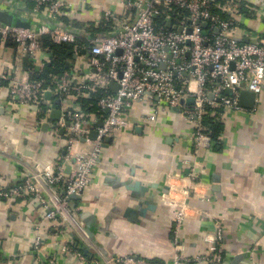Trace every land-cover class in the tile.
Listing matches in <instances>:
<instances>
[{"label": "crops", "instance_id": "obj_1", "mask_svg": "<svg viewBox=\"0 0 264 264\" xmlns=\"http://www.w3.org/2000/svg\"><path fill=\"white\" fill-rule=\"evenodd\" d=\"M65 1L73 7L69 19L81 21L85 28L109 20L105 12H113L114 31L107 35L116 34L128 21L130 9L124 0ZM1 3L4 7L22 4L15 0ZM23 4L35 12V6L28 5L32 3ZM242 7L254 16L241 15ZM219 8L234 18L232 35L237 40H256L264 45V0H222ZM54 22L65 27L59 19ZM83 51V56L74 55L71 61L70 72H76L80 79L89 61L88 52ZM38 59L35 65H45L44 49ZM25 60L31 59L13 41L0 42V72L9 78L39 81L24 68ZM190 85L197 84L192 81ZM10 90L11 82L4 81L0 90V187L18 185L29 170L56 168L69 157L71 161L64 162L67 170L74 157L92 152L94 144L84 138L69 149L64 129L57 126L67 105L65 101L55 103L60 96L51 93L52 98L45 97L39 105H24L11 100ZM67 101L85 111L75 96ZM155 104L135 102L127 109L130 127L105 139L91 182L80 200L71 202L76 221L91 231L90 240L83 242L71 225L66 236L56 235L51 224L43 221L44 207L33 198L7 201L0 197V264H35L31 246L38 224L47 236L43 260L91 264L100 251L107 257L134 255L173 264L177 253L174 232L181 206L171 204L164 194L169 187L181 191L186 186L190 188L186 198L190 218L180 233L183 253L190 258L204 256L210 247L206 238L215 232L219 220L225 234L222 247L226 264H264V90L257 95L253 108L224 109L221 141H212L198 153H194L193 125L183 113V108L194 102L187 99L176 107L179 110L163 105L157 119L151 121L147 118ZM54 110L61 111L58 120L51 117ZM92 119L86 120V127ZM193 169L196 181L190 176ZM171 195L184 201L181 193ZM69 240L81 242L90 263L60 251V245Z\"/></svg>", "mask_w": 264, "mask_h": 264}, {"label": "built area", "instance_id": "obj_2", "mask_svg": "<svg viewBox=\"0 0 264 264\" xmlns=\"http://www.w3.org/2000/svg\"><path fill=\"white\" fill-rule=\"evenodd\" d=\"M15 1L35 6L38 15L34 20L37 24L31 29L0 26L1 43L13 41L36 64L39 63L38 54L42 50V36L49 35L58 44L77 41V34L73 30L61 25L52 28L48 23V20L54 22L62 16L70 17L72 4L65 0ZM124 4L130 12L128 21L122 23L120 30L116 34L101 35L90 40V47L85 49L89 61L84 65L82 79L76 72L67 71L54 77L50 87L46 88L44 81L9 78L0 72V90L4 81L9 80L10 98L14 102L39 105L45 102L46 93L50 91L60 96L63 103H67L57 126L64 129L70 150L79 138L94 144L90 154L74 157L69 173L64 163L71 161L67 157L56 168L29 170L20 184L0 187V197L7 201L28 198L37 200L46 211L43 221L50 223V229L60 237L66 236L67 227L71 225L83 242L90 240L85 228L73 215L69 197L74 194L81 196L91 182L105 139L130 127L126 111L135 102L156 101L153 114L147 118L154 121L163 105L176 108L182 105V100L194 99V104L184 107L183 113L193 125L194 153H198L202 147L212 143L202 123L207 106L221 105L225 110H241L242 90L257 95L264 90V45L258 42H239L232 35L235 21L224 20L213 11L219 7V0H124ZM43 12L46 15H41ZM157 16L165 19L163 25L157 26ZM105 17L115 19L116 15L106 11ZM43 18H47V22ZM168 23L177 29L168 28ZM189 29L191 33H188ZM119 51L121 54H118ZM232 64L235 65L234 69ZM163 65H166L165 69ZM43 66L41 63L40 67ZM192 81L196 82L195 87L190 85ZM112 82L117 84V92L111 89ZM210 84L214 87L211 88ZM99 90L108 93L98 102L102 114L88 121L89 126L86 127V120L90 116L74 108L67 100L71 96L92 95ZM227 90H232V95H224ZM100 119L103 121L102 126L98 124ZM92 132H97L95 140L90 139ZM190 176L193 181L198 180L194 169ZM62 190L65 195L61 193ZM189 191L188 186L181 191L169 187L164 194L171 204L181 206L174 232L177 253L173 264H194L200 261L206 264H226L222 247L225 234L219 220L216 221L215 232L206 238L210 247L204 256L190 258L183 253L180 233L185 220L190 218L187 212L190 206L186 202ZM172 192L176 195L181 193L184 201L173 197ZM46 243L47 236L42 224H38L31 246L36 254L35 264H57L54 258H41ZM59 248L64 254H74L79 260L90 263L83 251L73 249L70 240L63 242ZM98 254L91 264H164L134 255L107 257L100 251Z\"/></svg>", "mask_w": 264, "mask_h": 264}, {"label": "trees", "instance_id": "obj_3", "mask_svg": "<svg viewBox=\"0 0 264 264\" xmlns=\"http://www.w3.org/2000/svg\"><path fill=\"white\" fill-rule=\"evenodd\" d=\"M222 0H219V2ZM30 7H34L33 4H28ZM214 13L219 14V16L224 20H234L227 12L221 10L219 7H216ZM247 13V14H246ZM241 15L254 16L245 10L243 7L240 10ZM65 24L66 29L73 30L77 34V41L75 43H55L50 38L49 35H44L41 37L42 49L47 52V59L43 67H39L30 60H25L24 68L27 71L32 72V76L35 80H42L45 82L44 86L50 87V83L54 77H59L67 71H71V61L74 59V55L78 57L83 56L82 50H87L90 47V39L93 37H98L101 35H107L110 32L114 31V23L112 19L104 20L98 26L91 25L88 28H85L81 24V21L75 19H69L67 16H62L59 18ZM164 18L162 16H157L155 18V23L157 26L163 25ZM50 25H57V23L51 22L48 20ZM175 23V21H174ZM11 40L5 42L8 43ZM14 43V42H13ZM15 46H17L14 43ZM210 87H214L210 84ZM107 92L99 90L92 95H87L83 97L75 96V100L81 104L85 112L90 116V119H94L97 116H100L102 112H99L98 102L102 97L107 96ZM224 95H228L227 92H224ZM43 107V106H42ZM44 109V107H43ZM224 107H206V113L203 116L202 123L205 127V132L208 133L211 137V140L214 143H219L221 141V135L224 130L223 124V115ZM81 242L76 240L73 244V249H83L80 247Z\"/></svg>", "mask_w": 264, "mask_h": 264}, {"label": "water", "instance_id": "obj_4", "mask_svg": "<svg viewBox=\"0 0 264 264\" xmlns=\"http://www.w3.org/2000/svg\"><path fill=\"white\" fill-rule=\"evenodd\" d=\"M11 3H8L5 7L2 5V3L0 4V26H8V27H17V28H22V29H31L33 27V25H36L37 23H35V16L36 12H34V10L30 9L27 7V5L25 6L24 4H20V6H15L13 5V7L11 8ZM14 8V9H13ZM28 15H27V14ZM52 28H54V24L51 25ZM204 26L206 27L207 25L204 24ZM40 27V26H38ZM168 28H173V29H177L176 26H173L171 23L167 24ZM180 31L182 30V28H178ZM188 33H191V29L188 30ZM239 42H242L241 40H238ZM245 42H253V43H257L256 40H246ZM188 44H190V42L188 41ZM83 53H87L86 50L83 51ZM118 54H121V51L118 52ZM162 68H166V65H163ZM235 68V65L232 64V69ZM111 89L114 92H117L118 90V86L116 83L112 82L110 85ZM227 94L228 95H232V90H227ZM210 97H213V95H210ZM46 98L47 99H51L52 98V94L51 92H47L46 93ZM256 98H257V94L249 91V90H242L240 92V106L243 108H253L256 102ZM191 100V102H194V99H189ZM55 103L57 105L61 104V100L58 99L55 101ZM182 104L184 103V100H182L181 102ZM177 110H179V108H176ZM109 111H106V113H108ZM61 116V111L60 110H54L52 112V119L54 120H58ZM103 125V121L99 122V126ZM97 137V132H92L90 134V139L95 140ZM74 161V160H73ZM71 167L72 166H68L67 167V173H69L71 171ZM63 195H65V192H63ZM70 200H80L81 196L80 195H71ZM88 235L91 236V231L90 230H86ZM86 254V250H83Z\"/></svg>", "mask_w": 264, "mask_h": 264}]
</instances>
